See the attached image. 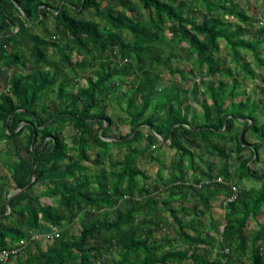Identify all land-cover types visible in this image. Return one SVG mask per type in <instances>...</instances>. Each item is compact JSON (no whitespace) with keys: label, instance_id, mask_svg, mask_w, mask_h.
Instances as JSON below:
<instances>
[{"label":"trees","instance_id":"1","mask_svg":"<svg viewBox=\"0 0 264 264\" xmlns=\"http://www.w3.org/2000/svg\"><path fill=\"white\" fill-rule=\"evenodd\" d=\"M244 1L251 14L233 0H108L104 10L99 0H68L69 5L57 8V36L51 38L30 34L25 27L39 15L43 23L42 0H0V75L13 69L7 90L0 94V140L10 139L16 151L22 146L28 154L17 159L10 180L13 188L26 187V192L34 184L49 182L48 192L58 198L54 206L29 197V229H37L39 221H44L56 234L43 249L37 242L36 251L17 264H244V258L249 264H264V249L256 245L264 239V222H258L259 216L264 218V173L258 176L248 163L262 158L264 120L256 115L261 104L241 88L243 80L256 76L250 61L241 62L243 56L251 53L254 61L262 62L264 28L253 24L258 11L249 0ZM89 9L94 11L92 18L73 14ZM11 25L17 27L16 32ZM22 35L31 45L28 58L7 49ZM221 42L237 72L217 56ZM178 47L193 59L180 69L169 66ZM49 49L57 53V59L47 56ZM26 61L33 69L25 68ZM97 62L99 67L86 75L83 85L65 73H85ZM196 71L209 78L203 82L198 117L189 116L190 105L177 85L154 96L163 73L192 78ZM129 79L130 90L121 97L126 99L131 131L109 141L114 124L107 113L109 95L117 92L119 82ZM49 91L55 97L51 105L44 101ZM192 91L198 93L196 86ZM240 95H246L245 99L237 101ZM153 102L156 108L146 114ZM69 125L73 133L67 138L62 133ZM148 128L163 141L171 138L168 146L175 152L171 164L154 156V148L163 144ZM143 140L144 146H136ZM111 144L126 149L122 158L108 160ZM147 153L158 161L156 175L163 181L151 189L141 183L146 177L136 165ZM213 156L224 159L223 165L211 160ZM194 159L207 164L204 175L195 171ZM105 160L109 171L98 168ZM90 167L98 169L94 176ZM248 178L259 181L258 190L242 186L241 181ZM205 179L210 183L204 192L192 184ZM232 186L236 196L224 202ZM160 187L168 192L164 198L157 196ZM182 195L199 201L191 207L171 208L170 202ZM218 195L223 197L225 220L218 241L220 252L210 261L207 249L200 248L214 245L210 233L184 219L207 215L211 197ZM22 196L9 198V214L16 212L13 200ZM120 196L130 200L111 216L110 209ZM5 211V203L0 204V215ZM80 213L82 227L72 234L66 226ZM165 214L175 222L185 248L174 247L166 235L158 236ZM251 221L257 227L252 233ZM29 237L26 231L0 223V247ZM111 252L116 254L111 256Z\"/></svg>","mask_w":264,"mask_h":264},{"label":"crops","instance_id":"2","mask_svg":"<svg viewBox=\"0 0 264 264\" xmlns=\"http://www.w3.org/2000/svg\"><path fill=\"white\" fill-rule=\"evenodd\" d=\"M99 1L101 3L102 10H104L106 8V6L109 4L108 0H99ZM62 4L69 5L68 0H42V4L39 6V11L41 8H43L45 11V17L43 19V23H40L41 15H39V17L37 19H34L32 21H27V23L25 24L27 32H29L30 34H37L40 36L47 35V36H50L51 38L53 36H55L56 32H55L54 15L57 14V8H59ZM72 9H74V7H72ZM247 11H249V9H247ZM247 11H246L247 14H251V11L250 12H247ZM73 14L76 17H78L79 15H80L79 17H81V15H82V14H78V13H74V12H73ZM225 18H226V16H225ZM12 28L14 29L13 33L17 31V27H14L13 25H11V29ZM125 38L129 40V38L126 36V34H125ZM64 41H65V39L63 40V42ZM16 42L17 43L11 42L7 46L8 51L11 52V51L16 50L18 54L24 56L25 58H28L30 56V52H31V45L29 44L28 39L22 35V36L17 38ZM55 54H56V52L53 49H49L47 52V56H54ZM96 64H97V68H98L99 62H97ZM25 68L29 69V70L33 69V64L29 61H26ZM46 69H48V67H46ZM4 72L5 71H3V73ZM90 72H92V70H91V68H90V70L88 68L85 71V73L77 72L76 76H74L72 74L70 76V74H68V71L67 70L65 71V73L67 74V76L69 78H73L74 82H77L76 80L79 79V76H81L85 80L86 75L90 74ZM78 73H80L81 75L79 74V76H78ZM0 77H1V75H0ZM75 77H77V78H75ZM126 82H128L129 86L125 88L124 84H126ZM130 83H131L130 79L128 81L122 82V85H120L117 89H115L117 92L109 95L110 99L119 98V102H121V100H120L121 94L130 88ZM243 83L241 84V88L245 89ZM78 85H83V84L82 83L80 84V82H78ZM174 85H177L181 89H183L184 92L187 93V95L190 94L191 98L193 95L192 90H193L194 86H196V88L198 89V93H199V87L197 84L192 83L190 85H187V84L184 85L180 82H175ZM170 87L171 86H169L167 89H169ZM167 89H165L164 91H166ZM201 89L203 91V88H201ZM0 91L4 92V89L2 88L1 84H0ZM0 94H1V92H0ZM187 95H185V96H187ZM243 96H244L243 99H245V95H243ZM49 97H53V98H51V102L53 104L55 102V99H54L55 97H54V93L52 91L48 92V96L44 100L45 103L51 105L50 101H47L49 99ZM187 99H188V96H187L186 100ZM243 99H241V100H243ZM239 100H237V101H239ZM110 101H109V103H110ZM257 102H258V100H257ZM109 103H108V106H109ZM124 104H126V103L124 102ZM186 104L190 105L191 102H189L187 100ZM108 106H107V113H108ZM191 108L192 107L190 105L189 116L194 114L198 117L201 109L199 112H197V111L191 112ZM123 109L125 110V107ZM258 111L256 112V115H258ZM108 115L111 117V115L109 113H108ZM128 120H129V117L126 115L124 123L119 124L118 122H116V124H113V127L110 131L111 138H108L107 140H109V141L115 140V137H118V136H128V134L131 131V126H130ZM121 125H123V127H120ZM120 129L123 130L122 135L112 136V134L114 135L115 132L120 131ZM145 143H146V141L143 140L141 143H139V144H141L140 146H138V144H136V146L141 147V146H144ZM2 144H3V147H2ZM154 149L157 150V151L155 150L156 153H159L160 151L161 152L164 151L163 146H158V147L156 146ZM125 151H126L125 148L118 149L116 145L111 144V157L108 160L110 161V160L122 158V155L125 153ZM154 156L157 157V155H154ZM19 157H21V158L28 157V154L24 150V147L21 146V147H19V150L16 151L12 140H10V139L4 140V141L0 140V193L2 194L1 195L2 199L0 201V204L5 203V206H6L5 213L0 215V223L4 227H7V228L13 227V228L20 230V231H26V232L30 233V235L35 236V238L37 236V238L35 240L27 243V245L25 246V248H23L21 253L17 257L14 258V262L12 261V262H10V264H14L15 262L17 263V261H22L27 256L28 253H34L36 251V245H38V244L40 245L39 248L43 249L45 246H43L39 240L43 239L42 236L45 233H49V232H51V230H55V229H52V227L50 228V226L47 223H45L44 221H39V227L37 229H29V227H28L29 219L27 216L29 197L36 196L42 204H50V205H54V206H57V204H58L57 196L55 194H50L48 192L49 191L48 188H49V186H51L49 182H40V183L34 184L31 187L30 191H28V192L25 191L26 187H24V188H13V183L10 180V174H11V171H12V169H13V167H14V165H15V163ZM157 158L159 159V157H157ZM108 160H105V161H108ZM143 160L146 161V163H147L146 165H148L150 162L151 163L152 162L158 163V161L157 160H151V158L149 156L146 157V155H145V157L139 158V160L137 161L136 165L138 168H140L144 172V176L146 177L145 182H147L148 181V171L146 170V167H145L146 165L145 166L140 165L141 161H143ZM159 160H161V159H159ZM161 161L164 162V160H161ZM198 163H199V161H198ZM200 165L204 166L205 164L200 163ZM89 166H91V165H89ZM107 166H109L108 162L106 164H104V161H103L102 165L99 166L98 168L99 169L103 168L106 171H109V168ZM94 168L95 167H90V170H91L90 174L93 176L95 175L94 173H96L98 171V169H94ZM188 174L191 175V173H188ZM33 180H34V178H32L31 181H33ZM145 182L141 181V183L145 186L150 185L149 189H151V188L158 186L159 184H162L163 181H160L156 176V180H154V182L156 183L155 186H152L154 182H152V183L150 182L149 185ZM194 182H197V181H194ZM164 188L165 187L159 188L160 192L157 194V196H159V198L160 197L164 198L167 196L168 192ZM202 192H204V189ZM19 193H22L23 196L13 200L14 209L16 212H12L11 214H9L10 209H9V205H8V200L11 197H15ZM151 194H155V193L153 192ZM219 197H220V195L211 197V208H210L209 213L207 215H205V216H187L185 219H188V221H192L193 224L196 225V228L199 229L200 231L209 232L210 235L212 236L214 232L212 233L211 231L213 229L216 230L214 227H212V222H213L212 213L215 210H219V209L221 211L222 204H223L222 199H220L222 197H220V198ZM124 200L126 201V203L123 202L122 204H120V202L124 201ZM129 200H130L129 197L120 196L119 198L116 199L115 205L110 209V212L121 211L125 206H127ZM198 201H199V199L193 198L190 195H187L186 197H185V195H182L181 198L176 199L174 201H171L170 207L173 209H179L183 205L191 207L193 205H196L198 203ZM173 203H177V204H179V206H176V207L171 206V204H173ZM116 206H119V207H116ZM21 209L23 210V212H20ZM160 211L165 212L164 208L162 206H160ZM82 216H83V214H81V213L79 215H77V217L72 221V223L75 220L81 221ZM165 219L169 223V225L174 229V231L177 233V237L179 239L177 226H176L175 222L173 221V219L171 218V216H169L168 214H165V218L163 219L164 224H165V222H164ZM223 219H224V210H223ZM72 223H70V224H72ZM70 224L66 226L67 231H68ZM223 224H224V220L222 222V225L219 227V230H217V231H220L221 227H223ZM48 227L50 228L49 230H47ZM256 229L257 228L255 226H252V227L249 226V232L250 233L254 232ZM166 236L169 238V240H172L169 237V235H166ZM173 237H174V235H173ZM219 237H220V234H218V236L216 237V240L212 239V241H214L213 242L214 245H212V246H210V245L202 246L201 245V247H200L201 249H205V248L207 249V257L210 261H212L213 259H216L218 257L219 252H220V249L218 248L219 247V245H218ZM6 240H8V238H6ZM209 240H211V239H209ZM37 242H38V244H37ZM7 243H10V242H7ZM249 245H250V243H249ZM256 245H259L260 248L264 249V239L259 240L256 243ZM174 247L185 248L186 245L180 242L179 246L177 244H174ZM226 254H229V252ZM241 261L244 264H249L248 258L241 259ZM5 262H0V264H6Z\"/></svg>","mask_w":264,"mask_h":264},{"label":"rangeland","instance_id":"3","mask_svg":"<svg viewBox=\"0 0 264 264\" xmlns=\"http://www.w3.org/2000/svg\"><path fill=\"white\" fill-rule=\"evenodd\" d=\"M233 1L238 5L239 8L243 9L244 11H247V9H249L247 2H245L244 0H233ZM248 3L250 5H252L254 7V9H257L258 16H261V17L264 16V0H249ZM247 12H250V11H247ZM93 15H94V11L92 9H89V10L85 11L84 13H82L81 17L87 19V18H92ZM258 16H256V18ZM256 18L253 17L252 20H255ZM164 38L166 39L165 40V45H166V48L168 49V48H170V45L167 43V41L169 40V33H168L167 28L164 29ZM167 49H166V51H168ZM174 50H175V57L171 60V62L169 64L170 67L179 68L180 69L183 66H185L187 63H192L193 59H190V57H188L187 50L185 48L180 49L178 47V48H175ZM164 55L165 54H163V56ZM217 56L222 60V63L225 66L231 67L232 70L235 71V72L238 71L234 67V63H232L230 61L229 50H227L224 47V43L223 42H221V44H220V48H219V52L217 53ZM262 57H263L262 62H256V61L253 60L252 54L251 53H247L246 55L243 56L244 59L241 60V62H243L244 60L245 61L246 60L250 61L251 62V68L254 69L255 72H256V74H255L256 76H255L254 80L248 78L247 80H243L244 83L243 82L242 83L244 84V88H245L244 91H245L246 95L248 94L249 96H251L255 100H258V102L262 106V108L258 111V115H257L260 121L264 120V48H262ZM54 58L55 59L58 58L57 53L55 54ZM73 60H76V58L73 57ZM90 68H91L92 71H94L97 68V64L96 63L93 64L92 67H90ZM90 68H89V70H90ZM12 71H13V69H7L5 71V73H3L1 75V77H0V84H1L2 88L4 89V91H6V89L8 87V79H9L10 74L12 73ZM67 71H68V74H70V76H71L72 73L69 72V70H67ZM164 72H166V71H164ZM197 72L198 71H196V74H197ZM79 74L80 73H78V76H79ZM163 74H162V76L160 78L159 87L154 91V96L161 94L169 86L174 85L175 82H180V83H182L184 85H186V84L190 85L192 83L193 84H197L198 87H199V93L193 94L192 95L193 99L191 98V95L190 94L187 95V93H185L184 90H181L180 93H182V91H183L184 94L188 96L187 100L189 102H191L190 105L192 107L191 108V112H195V111L199 112L200 109H201L200 108V102H201L200 100H201V97H202L201 96V91H202L201 88H203V86L205 85V84H203V82H205V81L208 82L209 78L208 77H201L199 74H197V76H195V77L193 75L192 78L190 77V75L189 76L186 75L185 77H180V75H176V74L175 75L167 74L166 76H163ZM77 77H75V78H77ZM229 77L230 76H226L225 79L228 80ZM76 81L80 82V84L81 83L85 84V80L81 76H79V79L76 80ZM120 85H122V82H119V84H117V88ZM124 85H125V88L129 86L128 82H126V84H124ZM128 90H130V88ZM0 92H2V91H0ZM187 96H186V98H187ZM51 98H53V97H49V99L47 101H50V103L52 104ZM243 98H244V96L240 95V97H238L237 100H239V99L241 100ZM110 100L111 101H110L109 106H108V113L111 115V118H112L114 124H116V122H118L119 124L124 123L125 122L126 113H125V110L123 108L124 107L126 108V104H124L126 99L121 97L120 98L121 102H119V98H113V99H110ZM156 103L157 102H153L151 104V106L148 109V111L146 112V114L152 112L156 108ZM199 113H200L199 115H201L202 111H200ZM120 127H123V125H121ZM72 133H73V128H72V126L69 125V126L65 127V129L63 130L62 134L65 135L68 138ZM122 133H123V130L120 129V131H116L114 135L112 134V136L122 135ZM250 137H251V135L249 133H247V139L248 140H251ZM161 142L163 144L164 151L163 152L160 151L159 153H154V155H157V157H159V159L164 160L165 165H169V164H171V162H172V160H173V158L175 156L174 149L170 148L167 145L169 141H167V142L161 141ZM260 142L262 143L261 145L263 146L261 148L262 149L261 151H262V154H263L261 160L259 162H257L256 164L252 163L251 160L248 162L250 164V166L253 168V171L258 176H260V175H262L264 173V142H263V140H260ZM140 145L141 144H138V146H140ZM228 146H229V148H231L230 145H228ZM2 147H3V144H2ZM231 150H232V148H231ZM232 152H233V150H232ZM232 154H234V153H232ZM147 156H148V153L146 154V157ZM211 160H213L217 165H220V166L223 165V163H224V159H222V158H220L218 156H213L211 158ZM106 163H107V161H104V164H106ZM146 164H147L146 161L143 160V161H141L140 165H144L145 166ZM204 164H205L204 166H201L200 162L198 163L197 159H194V165L196 166V167H194L195 171L198 174H200V175H204V173L206 172L207 164L206 163H204ZM107 167L109 168V166H107ZM145 167H146V170L148 171V181L145 182V183H147L149 185L150 182L152 183V182H154V180H156V176H157L156 175V171H157V169L160 166H159V164L157 162H152V163L150 162ZM189 176H191V175L189 174ZM241 184H242V186L245 187V189L253 188L254 190H258L259 186H260L259 181L256 180V179H253V178L243 179L241 181ZM155 185H156V183L154 182L152 186H155ZM220 197H222V196L220 195ZM220 199H223V197L220 198ZM123 202L126 203V201L124 200V201H121L120 204H122ZM171 206L176 207V206H179V204L173 203V204H171ZM116 207H119V206H116ZM222 209L223 208H221V211H220V209L219 210H215L212 213V218H213L212 226H214V228L216 229V230L213 229L211 231L212 233L214 232L213 235L211 236V238L213 240H216V237L218 236V234H220V231H217V230H219V227L222 225L223 220H225V219H223V210ZM115 213L116 212H111V216H114ZM186 221H188V219L184 220V222H186ZM164 222H165L166 225L163 223L162 227L159 228L158 236L169 235V237L173 240V243L177 244L179 246L181 241H179L180 239H178L177 233L169 225V223L166 221V219L164 220ZM258 222H264L263 216H259L258 217ZM252 226L256 227L255 221H251L250 227H252ZM81 227H82V222L80 220L79 221L75 220L72 224H70V226L68 228V231L70 233H72V234H78L80 229H81ZM173 235H174V237H173ZM39 241L45 247L50 245L51 242H52V241L45 240L44 238L39 240ZM115 254L116 253L111 252V256L115 255ZM12 261L14 262V258L9 259L5 263L6 264H10V262H12ZM23 261L24 260H22V262ZM14 264H17V263L15 262ZM69 264H78V261L77 262H70Z\"/></svg>","mask_w":264,"mask_h":264},{"label":"built area","instance_id":"4","mask_svg":"<svg viewBox=\"0 0 264 264\" xmlns=\"http://www.w3.org/2000/svg\"><path fill=\"white\" fill-rule=\"evenodd\" d=\"M253 24L256 27H258V28L259 27L264 28V16H262V17L258 16L255 20H253ZM216 181L220 182L221 178H217ZM209 183H210V181L205 179V180H202V181L194 182L192 184L198 190H203L207 186H209ZM231 189L233 191L232 194L230 196H227L225 198L224 202H230V201L234 200V198L236 196V193H237V189H236L235 186H232ZM222 231H223V227H221V229H220V234L222 233ZM55 234H56V231L53 230V231H51L49 233H45L42 236V238H44L45 240H48V241H52L54 236H55ZM36 238H37V236H36ZM36 238H35V236L30 235L29 238H22V239L14 242V243H11V244L7 245L6 247H0V262H5V261H8L9 259L17 257L21 253L23 248H25L27 243L33 241ZM224 252L228 253L229 249L228 248H224Z\"/></svg>","mask_w":264,"mask_h":264},{"label":"water","instance_id":"5","mask_svg":"<svg viewBox=\"0 0 264 264\" xmlns=\"http://www.w3.org/2000/svg\"><path fill=\"white\" fill-rule=\"evenodd\" d=\"M21 125H22V124H21ZM21 125H19V127H21ZM148 131H149L151 134H153L158 140L163 141L162 138H161L158 134H156L155 132H153L150 128H148ZM170 137H171V135H170ZM170 139H171V138H170ZM170 139H169L168 141H170ZM163 142H167V141H163ZM34 175H35V170H33V177H34Z\"/></svg>","mask_w":264,"mask_h":264}]
</instances>
